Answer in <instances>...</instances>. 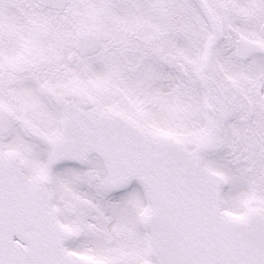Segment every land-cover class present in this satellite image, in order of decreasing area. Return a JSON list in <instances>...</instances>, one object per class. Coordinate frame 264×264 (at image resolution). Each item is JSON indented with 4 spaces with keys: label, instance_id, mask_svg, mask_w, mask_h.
I'll list each match as a JSON object with an SVG mask.
<instances>
[{
    "label": "snow or ice",
    "instance_id": "obj_1",
    "mask_svg": "<svg viewBox=\"0 0 264 264\" xmlns=\"http://www.w3.org/2000/svg\"><path fill=\"white\" fill-rule=\"evenodd\" d=\"M0 264H264V0H0Z\"/></svg>",
    "mask_w": 264,
    "mask_h": 264
}]
</instances>
